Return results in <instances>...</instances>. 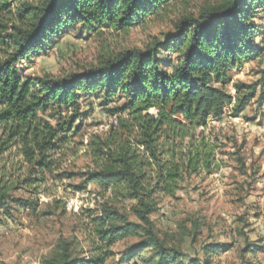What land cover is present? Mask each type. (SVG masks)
<instances>
[{
	"label": "trees",
	"instance_id": "1",
	"mask_svg": "<svg viewBox=\"0 0 264 264\" xmlns=\"http://www.w3.org/2000/svg\"><path fill=\"white\" fill-rule=\"evenodd\" d=\"M170 1L0 0V159L13 153L12 149L19 158L16 168L11 166L8 171L0 167V208L8 209L9 192L15 189L12 171L23 174L17 185L24 189L36 187L45 173L59 169L60 153L74 131L76 117L63 116L70 111L77 113L79 93L100 91L105 100L115 95L124 100L113 114H125L126 118L117 119L118 132L112 130L106 139L95 137L90 149L102 162L83 177L84 184L94 183L133 202L128 211L139 224L129 222L126 215L105 202L85 228L94 256L70 260L67 241L63 240L57 264H106L109 249L136 236L138 228L142 230V239L135 246L138 251L153 246L162 258L178 256L175 250L164 247L154 231L150 215L156 205L152 195L160 191L171 196L184 175L209 171L212 148L201 143L203 151H199L190 134L205 128L209 118L219 119L231 104L232 98L215 84L226 83L229 71L250 59L256 32L248 20L254 8H264V0H229L223 7L204 10L197 18L179 21L169 40L146 51L121 52L80 74L31 80L21 76L17 63L58 33L63 24H80L86 30L96 25L126 31L165 9ZM14 5L16 16L12 14ZM160 49L178 55L176 65L168 71L161 66ZM258 84L264 85V70ZM254 87L237 96L233 118L244 110ZM150 110H156V115H150ZM174 139L188 140L186 153L169 146ZM138 148L148 156L145 160L138 158ZM146 166L152 168L153 184L146 180ZM223 248L206 245L204 252L214 255ZM188 263L210 264L208 260Z\"/></svg>",
	"mask_w": 264,
	"mask_h": 264
},
{
	"label": "rangeland",
	"instance_id": "2",
	"mask_svg": "<svg viewBox=\"0 0 264 264\" xmlns=\"http://www.w3.org/2000/svg\"><path fill=\"white\" fill-rule=\"evenodd\" d=\"M228 1L172 0L165 9L126 31L96 25L86 30L80 24H63L58 33L20 60L17 69L22 77L31 80L80 74L121 52L146 51L157 42H165L176 33L179 21L197 18L204 10L223 7ZM253 12L248 20L256 32L250 59L230 70L226 83L215 84L232 98L231 104L219 119L209 118L205 128L190 134L199 151H203L201 143L212 148L209 171L184 175L171 196L160 191L152 195L156 205V211L150 215L154 231L164 247L175 250L178 256L162 258L153 246L138 251L135 246L142 239V230L138 228L136 236L109 249L106 264H189V260L264 264V85L258 84L264 70V8L256 7ZM12 14L16 16L15 5ZM159 54L164 70L176 65L175 52L160 49ZM251 86H255L251 99L233 118L232 106L237 96L248 93ZM123 104L119 95L105 100L100 91L79 93L77 113L70 111L63 116L76 117L74 131L60 153L59 169L45 173L36 187L24 189L17 185L23 174L12 171L15 189L9 192L8 209L0 208V264H57L63 240L67 241L70 260L91 259L94 255L85 228L105 202L126 215L129 222L139 224L128 211L133 202L94 183L84 184L83 177L102 162L90 147L95 137L106 139L112 130L118 132L117 119L126 115L113 111ZM148 113L155 116L156 110ZM125 137L124 133L122 139ZM187 142L174 139L169 146L186 153ZM11 152L12 155L5 154L0 159V167L5 166L8 171L11 166L16 168L19 159L14 149ZM147 157L138 148V158ZM144 168L146 180L153 184L152 168ZM206 245L224 248L206 255Z\"/></svg>",
	"mask_w": 264,
	"mask_h": 264
}]
</instances>
